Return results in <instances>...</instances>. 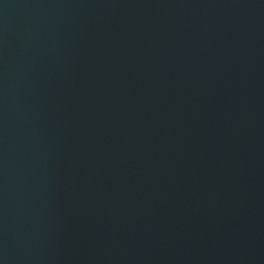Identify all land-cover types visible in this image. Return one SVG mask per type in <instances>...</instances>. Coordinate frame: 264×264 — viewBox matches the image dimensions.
<instances>
[{"label":"water","instance_id":"1","mask_svg":"<svg viewBox=\"0 0 264 264\" xmlns=\"http://www.w3.org/2000/svg\"><path fill=\"white\" fill-rule=\"evenodd\" d=\"M0 264H264V0H0Z\"/></svg>","mask_w":264,"mask_h":264}]
</instances>
